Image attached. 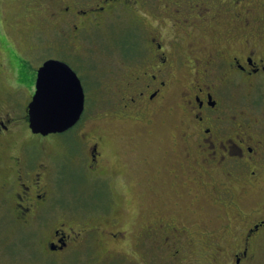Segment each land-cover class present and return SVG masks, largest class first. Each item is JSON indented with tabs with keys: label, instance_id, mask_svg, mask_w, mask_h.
Instances as JSON below:
<instances>
[{
	"label": "flooded vegetation",
	"instance_id": "af4514ba",
	"mask_svg": "<svg viewBox=\"0 0 264 264\" xmlns=\"http://www.w3.org/2000/svg\"><path fill=\"white\" fill-rule=\"evenodd\" d=\"M262 6L256 0H60L44 8L54 22L38 21L28 53L0 55V226L32 230L34 256L44 264L125 260L112 247L127 230L113 220L107 226L69 221L71 197L81 182L123 178V165L106 162L112 133L121 137L123 128L174 103L176 160L192 184L232 209L230 264L248 262L264 238V199L251 196L264 187V43L255 38ZM224 23L229 28L219 42L214 35ZM103 29L115 34L117 63L93 72L74 57ZM43 34L51 36L49 46L40 43ZM50 59L78 76L84 111L69 130L42 136L29 128L28 104L37 70ZM90 82L101 85L97 92L86 87ZM245 89L252 93L247 108ZM89 95L111 109L112 131L92 130ZM59 212L63 220L54 221ZM187 226L160 220L144 233L150 242L142 239L140 246L180 259ZM209 238L222 252L214 232Z\"/></svg>",
	"mask_w": 264,
	"mask_h": 264
},
{
	"label": "rangeland",
	"instance_id": "374dc122",
	"mask_svg": "<svg viewBox=\"0 0 264 264\" xmlns=\"http://www.w3.org/2000/svg\"><path fill=\"white\" fill-rule=\"evenodd\" d=\"M257 1L263 6L260 19L256 22L255 38L260 37L264 43V0ZM59 2L60 0H0V55L6 56L7 50L18 54L22 51L28 53L26 51L34 41V28H39L38 21L46 19L54 22L49 13L44 12V8L52 9L53 5ZM223 27L229 28L224 23L214 35L219 42L226 37ZM96 38L98 42L92 41L84 46V51L80 50L81 56L74 57V61L88 65L93 68V72L95 69L98 72L104 68L111 70L118 57L115 50V34L113 31H105ZM50 40L51 36L46 37L43 34L40 43L42 46H49ZM45 53L51 52L49 50ZM37 63H30L29 73L33 74ZM98 75L101 78L99 73ZM107 82V87H112L114 81L108 79ZM100 86L92 82L86 85L93 93L97 92ZM182 86L183 83L177 85V90ZM243 93L247 94V108L252 101V93L248 89ZM239 99L235 94L234 101ZM88 106L90 113L96 118L90 123L91 126L95 125L92 130L103 126L112 131L117 122L107 118L112 115L111 109L102 106L98 100H92L90 95ZM246 113L252 114L250 110ZM176 118L174 103H170L159 114L149 118V121L143 119L123 128L121 137L112 133L106 162L111 166L123 165V178L116 180L111 177L103 182H79L74 189L70 204L72 211L68 213L69 221L89 226H107L113 220L116 222L114 226L127 230L125 240L112 247L125 260L113 264L231 263L230 254L234 249L231 237L235 229L230 219L232 209L214 199L213 194L204 190L201 185L199 187L192 184L191 178L177 162ZM122 138L123 140H120ZM122 152L127 154L122 155ZM251 196L254 202L264 199V187L260 195ZM62 220V213H57L54 221ZM160 220H172L188 225L187 243L180 259H172L164 250L150 246L144 249L140 246L142 239L150 242V236L144 233L150 225H155ZM31 231L17 233L12 226H0V264H44V261L34 256L32 244L35 236ZM212 232L216 244L222 247V252L218 253L216 245L211 242L209 234ZM104 264L109 263L106 261ZM245 264H264V238Z\"/></svg>",
	"mask_w": 264,
	"mask_h": 264
},
{
	"label": "water",
	"instance_id": "95a60500",
	"mask_svg": "<svg viewBox=\"0 0 264 264\" xmlns=\"http://www.w3.org/2000/svg\"><path fill=\"white\" fill-rule=\"evenodd\" d=\"M84 111V91L65 62L50 59L37 70L35 91L28 104V123L35 134L47 136L73 127Z\"/></svg>",
	"mask_w": 264,
	"mask_h": 264
}]
</instances>
